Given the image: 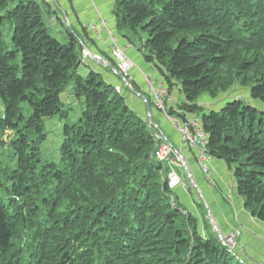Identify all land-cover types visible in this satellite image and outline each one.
<instances>
[{
	"label": "trees",
	"instance_id": "trees-1",
	"mask_svg": "<svg viewBox=\"0 0 264 264\" xmlns=\"http://www.w3.org/2000/svg\"><path fill=\"white\" fill-rule=\"evenodd\" d=\"M63 11L0 0V264H247L249 255L203 233L155 158L145 112L93 67L83 47L100 43L88 27L68 28ZM44 15L64 24L66 40ZM114 15L120 42L138 47L177 99L167 112L183 121L202 113L209 154L264 222V0H115ZM95 52L117 67L107 46ZM236 86L247 98L199 102ZM69 88L79 108L61 99ZM133 88L151 107L149 91Z\"/></svg>",
	"mask_w": 264,
	"mask_h": 264
},
{
	"label": "rangeland",
	"instance_id": "rangeland-1",
	"mask_svg": "<svg viewBox=\"0 0 264 264\" xmlns=\"http://www.w3.org/2000/svg\"><path fill=\"white\" fill-rule=\"evenodd\" d=\"M48 1L49 2L51 1L52 5L54 7H61V8L64 9V11H63L64 12L63 22L66 24V26L68 28H72L73 26L74 27H77V26H75V24H78L79 26L81 24V26H83V23L88 22V21H91V19H88L87 21H81L80 20L78 22L76 13L74 11H72V10L70 11V7L72 6V3H70V2H65L64 0H48ZM90 2H91L92 7H94L96 9L97 15H98V12H100V13L103 14V12L101 11L99 5H97L98 4V0H90ZM72 7H74V6H72ZM88 10H89V6L86 5V11H88ZM97 15H96V17H97ZM44 17H45L48 25L50 26V28L53 30L54 34L57 35L62 40H66L67 39L66 38V33H65L64 29H61V27L64 24H60L59 22L57 23V21L55 22L54 20L52 21V19H51L52 17H49L48 15H44ZM108 21H109V19H108ZM109 23H110V21H109ZM110 25H111V23H110ZM109 30H110V32H111V34L113 36L114 35L116 36V34L113 31V29H109ZM110 32L109 31H105L103 33V35H104V37L107 38V40L109 42L112 43V37L110 35ZM120 35H122V32H121ZM143 36L146 37L145 35H143ZM116 37H118V36H116ZM126 43L127 42H123L122 44H126ZM87 48H88V44H84L83 52L86 53V49ZM89 51H91V50H89ZM91 53H94V55L97 56V57L99 56V53H97V52L91 51ZM129 55L131 56L130 53H129ZM88 57H89V55H88ZM135 62H136V60H135ZM103 64L100 63V62H94V63H92V65L94 67H96V65H97L98 68L102 69L101 71L103 73H105L106 72L105 70H107V69L104 68L105 66H102ZM136 65L133 66L134 68L131 67L130 74L134 77V70L140 71L142 73V80H143V83H144L146 89L151 92L150 85H149V83H148L147 80H148V78L150 76H153V74H155L154 73L155 72L154 67L150 66L148 63H147V65L144 64V65H141V66L138 65V64H136ZM120 66H123V64L120 63L118 67H120ZM107 67L108 66H106V68ZM124 67H125V65H124ZM109 69H110L109 71H111L112 68L109 66ZM112 71H113V69H112ZM118 77H116V78L115 77H111L112 80L111 79L110 80L113 81L115 84H117L118 86L121 87V84H123L122 78H121V76H118ZM133 83L134 82L132 81V79L129 80V84L131 86H133ZM123 85H125V84H123ZM125 87H126L125 88V91L128 92L127 91V88L128 87L127 86H125ZM71 91H72V88H69L66 93H64V94L61 95V99L64 102H66V103H71L75 108H79V103H77L76 101H74V99L72 98V95H71ZM126 92H124V95L127 98L128 95L126 94ZM132 92L130 91V93H132ZM248 94H249V89L247 87L236 86V87H233L226 94H223V95L218 96L216 98H214V97H208L206 95H201V98L199 99V102L202 104L203 108H207V109H210L212 107L217 108L220 105H222L225 102H227V100L230 99V98H233V97H236V96L243 97V98H247L246 95H248ZM137 98L142 99L140 102H141V104H144V106H145V115L146 116H144V117L147 118V120L149 122L151 120V117L150 116H152L155 119L154 121L153 120L152 121L155 124H157L158 126L161 125V119L158 120V117L159 116L163 117L164 118V121L166 120L165 117H164V114H162L160 111H158V110L155 109L154 102H153V100L151 98H150L151 99V107H149V108H148V105L146 104V102H144L145 99H143L142 97H137ZM180 98H181V96H180ZM245 101H247V99H245ZM131 102L129 101V104L131 106L132 105L135 106V103H137V100L135 99V100H132ZM136 106H137V109H139V107L141 108V106H139L138 104H136ZM176 106H177V100H175L173 98H168L167 108H173V109H175ZM76 110H78V109H76ZM139 110H141V109H139ZM201 115H202L201 112L198 113V114H196L197 118H200ZM195 118L196 117H194V116H189L188 117V120L193 121L196 124L193 127V130L200 131L198 129V126H197L198 124L195 121ZM62 124H63V122H61V120L58 119V118L56 120L49 121L48 122L49 130H51V132H53V133H56L55 131H58V129L62 126ZM161 128H162V130L165 131L166 137L170 141H172L174 143L173 146L175 145V148L178 151L182 152V149H184V148L182 147V149L180 150V149H178L176 147L177 145L174 142V140L171 137L168 136L169 131L167 130L166 126L164 127V126L161 125ZM161 128L159 126V129H161ZM47 129H48V127H47ZM173 130H175V129L173 128ZM176 132H178V131H176ZM180 143L182 144V146L186 147V149H187V145L182 140V138L180 140ZM155 155H156V152H155ZM183 156L185 158L184 153H183ZM175 158H176V155H173L171 157V159H175ZM193 159L195 161V158H193ZM212 160L213 161H219V160L215 159L214 157H213ZM195 163H196L197 167L200 170V167L197 164V161H195ZM184 164L189 165L188 164V161H186V158H185V163ZM175 168H176L177 172L179 174H181L182 177H184L185 182L182 183V185H177V186H175L173 188L180 187V188H182V191H184L185 193H187L189 202L188 203H185L184 202V203L186 204V206L188 207V209H191V211L193 212L194 215H196L198 218H200L199 220H200V224L202 225L203 233H205V227H206V229L208 231H214L215 233H217L219 235L220 230H218L217 228H219L221 226V228L223 230V227H222V224H221L222 217L223 218L225 217L226 220H230L231 219V214H232V216H236V210L237 209L240 212V214H243L242 213L243 211H241V210H244V212L247 213L245 211L244 207H243L242 199L237 194V191H235V188H234V184H235V182H234V176H232V172L231 171H228L229 180L226 181V183L224 184V186H222L219 191L217 189L218 187L217 188L216 187L214 188L215 191L217 193H219L220 196H221L220 197L219 204L221 205L222 208H220L219 205L217 204V202L215 203V205L214 204H211L212 203V200H211V198L209 196V193L207 191H203V190L200 191V190H198V192L195 191L196 193L193 191L194 184L191 182V179L187 175V172L186 173L184 172L185 171V166H183L182 168H180L179 166H175ZM215 168H216L215 165H213V171L211 172L212 175H210V176H212L211 177L212 180L210 179V181L211 182L213 181L211 184H214L215 183V176H213L215 174ZM217 172H218V170L216 169V174H217ZM217 176H218L217 177L218 179H222L223 177H225L224 174L223 175H219V173H218ZM185 183H186V185H185ZM219 184H220V181H218L217 185H219ZM172 202L175 205L174 199H172ZM206 202L208 204H211L212 206L206 204ZM226 216H228V218H226ZM239 219H240L241 222H244L243 215H240L239 216ZM232 221H234V220H232ZM246 226H244V227H237L236 229H234V231L232 233H230L231 235L232 234H236V237H235L236 243H233L232 245H228V246L230 248V252L231 253L233 252V254H238L240 256L249 255L250 258H248V261H246L247 264H258V260H260L261 257L264 258V222L257 221V219L254 218L253 220L252 219L249 220V222H247V225ZM247 231L251 234V236L254 239V240H252V242H249L248 241V239L251 236L247 233ZM222 235H219L220 238H222ZM223 236L224 237H227L228 234H224ZM244 245L247 247L246 249H248V247H249V250L248 251L245 250V252L243 253L242 250L240 249V247H243Z\"/></svg>",
	"mask_w": 264,
	"mask_h": 264
},
{
	"label": "built area",
	"instance_id": "built-area-1",
	"mask_svg": "<svg viewBox=\"0 0 264 264\" xmlns=\"http://www.w3.org/2000/svg\"><path fill=\"white\" fill-rule=\"evenodd\" d=\"M104 15L100 12H98L97 17L94 19H91V21L83 23L84 27H88V29L91 30V32L95 35L98 42L101 44V47H108L109 51L112 53L113 57L116 58L117 61V67L115 68V72L120 73L122 82L121 87L117 85L116 89L117 91H123L125 86H127L129 89H132V86L129 84V80H133V76L130 74L131 67L136 65L135 60L129 55L127 52L130 46H132V43H126L122 44L120 42L119 37L113 36L109 29H112L109 25L108 19L103 17ZM105 31H109L110 35L112 37V43L107 40L106 37H104L103 33ZM85 53V52H84ZM87 56L88 53H85ZM98 58H104L101 54H99ZM122 63L123 66H119V64ZM125 65V67H124ZM137 66V65H136ZM134 68V67H133ZM161 80L158 78L155 74L153 76H150L148 78V83L150 85L149 93L152 95L153 102L155 104V108L160 111L162 114H164V117L168 121V123L171 124V126L178 131L180 134V138L185 142L187 147L193 149L195 154V161H197V164L200 167V170L204 177L210 178L212 176L213 171V165L214 161L212 160L213 157L209 154L208 151V134L203 129L202 123L200 122L199 118L197 116L195 118V121L197 122L198 129L200 131L193 130V127L196 125L193 121L188 120V115L186 120L183 121L181 118H179L177 115H172L167 112V103L166 100L168 98H173L171 96L166 97L168 94V89L165 86L164 83L158 81ZM175 99V98H173ZM177 100V99H175ZM147 101V100H146ZM158 107H157V106ZM153 117H151L150 125L153 126L155 130L154 131V137L156 141V159L163 163V165L169 166L172 168V170L168 174L169 178V185L170 187H175L177 185H182L184 183V177H181L180 174H178L177 170L175 169V166H179L182 168L185 166V173L187 172L188 176H190L189 166L184 164L185 158L183 156V150L182 152L178 151L175 148V145L173 146V142L170 141L165 133L159 129V126L155 124L153 121ZM178 148V147H177ZM182 149V148H178ZM173 155H176L175 159H171ZM235 234H232L231 236L223 238L225 245H232L235 243Z\"/></svg>",
	"mask_w": 264,
	"mask_h": 264
},
{
	"label": "crops",
	"instance_id": "crops-1",
	"mask_svg": "<svg viewBox=\"0 0 264 264\" xmlns=\"http://www.w3.org/2000/svg\"><path fill=\"white\" fill-rule=\"evenodd\" d=\"M64 1L72 3V6H74V9H75V13H76L78 22L80 20L81 21H87L88 19H93L97 15V11H96V9L94 7H92L90 0H64ZM85 4L87 6H89V10L88 11H86V5ZM97 5H99L101 11L109 19V21L114 18V16H115L114 15L115 0H98V4ZM75 25H78V24H75ZM88 49L93 51V52L98 51L99 49H101V44L98 47H96V48L88 47ZM129 50H130V52H132L131 53L132 54L131 57L134 60H136V64H138L140 66L142 64H146L145 61L143 60L142 52H140L138 47H136V46H134L132 44V46H130L128 51ZM94 68H96L98 70H102V69L98 68L97 65ZM105 71L106 72L104 74H105L106 79L108 81L114 83L113 81H111L112 80L111 77H114V75L111 72H109L108 70H105ZM111 71H112V69H111ZM160 79L162 81V78H160ZM133 80H134V83L136 82V83H138V85H140V90L141 91H143L144 93L147 92L146 91V87H145V85L143 83V80H142V73L140 71L134 70ZM162 83H163V81H162ZM126 94L128 95L127 98H128V100L130 102L132 100H135V99L137 100V103H135V106H136V104L141 106V108L139 107V109H141V111H143V113H144L145 112V106H144V104H141V102H140L142 99L137 98V97H140V96L137 93H134V92H132V93L127 92ZM132 106H134V105H132ZM160 119H161V125L164 126V127L166 126L167 130L169 131V134L167 133L168 136L171 137L174 140V142L176 143L177 147L178 148H182V147L184 148L182 150L184 152L186 161H188V164H189L188 165L189 166V171H190V176L189 177L191 179V182L194 184L193 191L194 192L195 191L198 192V190L207 191L209 193V196H210L211 200H212L211 204L215 205V203L217 202L219 207L222 208L221 205L219 204L221 196H220L219 193H217L215 191L214 188L218 187L217 189L219 191L221 189V187L224 186L226 181L229 180V176H228V171L229 170L227 169L226 163H224L221 160L213 162L215 167H216L215 168V174H216V169L218 170L217 174L216 175L214 174L216 176V180H215V183H214L215 185L213 186L212 184L208 183L206 181L205 177H203V174H202L201 170H199V168L197 167V165H196V163H195V161L193 159V158H195L194 155H193L194 154V150L189 148V147H187V149H186V147L182 146V144L180 143L181 138H180L179 133L176 132L175 130H173V127L171 126V124H169L168 121H166V120L164 121L163 117L159 116L158 120H160ZM161 125H159L160 128H161ZM161 130H162V128H161ZM218 173H219V175H223L224 174L225 177H223L222 179H218L217 178L218 177L217 176ZM218 181H220L219 185H217ZM185 185H186V183H185ZM206 204H208V203L206 202ZM211 204H208V205L212 206ZM241 211H243L242 212L243 214H240V212L237 209L236 210V216H232V214H231V219L230 220H226L225 217L224 218L222 217L221 224H222L223 230H222L221 226L219 228L216 227L218 230H220V233H219L220 235H222V234L223 235L224 234L231 235L230 233H232L234 231V229H236L237 227H244V226L247 225V222H249V220H251V219L253 220L254 219L252 216L249 215V213H245L244 210H241ZM240 215H243L244 222L240 221V219H239ZM226 218H228V216H226ZM232 220H234L235 222L232 221ZM247 233L251 236V234L248 231H247ZM252 240H254V239L251 236L248 239V241L252 242ZM246 248L247 247L245 245L243 247H240V249L242 250L243 253L245 252V250H247V251L249 250V247H248V249H246Z\"/></svg>",
	"mask_w": 264,
	"mask_h": 264
},
{
	"label": "water",
	"instance_id": "water-1",
	"mask_svg": "<svg viewBox=\"0 0 264 264\" xmlns=\"http://www.w3.org/2000/svg\"><path fill=\"white\" fill-rule=\"evenodd\" d=\"M86 53H88V55L93 58L96 62H100V63H104L105 65L108 64V66H110L111 68H113V66L106 60H104L103 58H98L97 56L94 55V53H91V51H89V49H86ZM117 75H121L120 73H117Z\"/></svg>",
	"mask_w": 264,
	"mask_h": 264
},
{
	"label": "clouds",
	"instance_id": "clouds-1",
	"mask_svg": "<svg viewBox=\"0 0 264 264\" xmlns=\"http://www.w3.org/2000/svg\"><path fill=\"white\" fill-rule=\"evenodd\" d=\"M222 238H223V235H222ZM222 242H224V241L222 240ZM223 244H224V243H223ZM224 246H226V247H228V248H229V246H228V245H225V244H224ZM229 251H230V248H229Z\"/></svg>",
	"mask_w": 264,
	"mask_h": 264
},
{
	"label": "bare ground",
	"instance_id": "bare-ground-1",
	"mask_svg": "<svg viewBox=\"0 0 264 264\" xmlns=\"http://www.w3.org/2000/svg\"><path fill=\"white\" fill-rule=\"evenodd\" d=\"M106 79V78H105ZM171 95V94H170ZM174 135V134H173ZM197 178V177H196ZM168 189V188H167ZM166 190V189H165ZM202 207V206H201Z\"/></svg>",
	"mask_w": 264,
	"mask_h": 264
}]
</instances>
